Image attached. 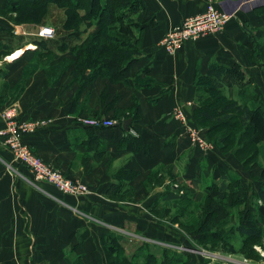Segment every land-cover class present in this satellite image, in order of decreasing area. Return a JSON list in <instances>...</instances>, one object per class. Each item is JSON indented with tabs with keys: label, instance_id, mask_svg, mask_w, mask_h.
Segmentation results:
<instances>
[{
	"label": "crops",
	"instance_id": "crops-1",
	"mask_svg": "<svg viewBox=\"0 0 264 264\" xmlns=\"http://www.w3.org/2000/svg\"><path fill=\"white\" fill-rule=\"evenodd\" d=\"M215 1L233 15L226 27L189 41L171 55L161 46L165 32L185 17L204 11L209 0H145L146 7L135 15L141 24L135 28L134 38L140 54L126 72L129 82L112 83L99 77L84 88L75 105L80 84L68 88L72 70L53 85L44 68L25 77L26 68L40 52L36 41L51 40L38 34L45 25H16L6 18L3 13L8 0H0V31L11 30L14 37L10 48L21 49L19 56L0 59V130L6 124L3 112L15 107L19 119L35 127L25 135V141L43 159L91 189L90 194L75 197L62 194L47 182H33L30 171L14 161L0 137V264H67L75 256H82L88 264H103V233L115 230L123 238L125 249L126 237L146 240L159 236L150 228L145 234L141 216L128 212L124 201L115 200L118 205L112 211L106 193L143 189L148 174L160 162L168 164L175 180L182 170L189 177L182 179L184 182L201 181V175L207 173L219 184L227 177L233 165L215 151L196 145L175 113L183 108L189 124L198 128L194 109L199 105L198 96L206 91L197 81L208 74L212 64L239 63L256 80L258 68L246 54L249 37L244 26L257 29L261 37L264 0ZM85 29L83 26L82 38L97 33L99 27ZM65 53L56 50L55 56L65 57ZM226 83L225 93L237 98L242 87ZM136 105L140 119L132 120L130 130H125L120 119ZM78 112L118 119L120 123L95 129L82 124ZM129 135L138 142L131 141ZM120 168L121 174L135 171L139 177L127 180L123 175L114 176ZM131 221L135 223L133 231L128 229Z\"/></svg>",
	"mask_w": 264,
	"mask_h": 264
},
{
	"label": "trees",
	"instance_id": "trees-1",
	"mask_svg": "<svg viewBox=\"0 0 264 264\" xmlns=\"http://www.w3.org/2000/svg\"><path fill=\"white\" fill-rule=\"evenodd\" d=\"M51 3L64 8L65 19L61 29L65 34L59 36V39L54 40L52 43L38 39L36 41L38 48H40L38 54L53 56L58 50L73 53L75 59L67 60L65 58L62 63L53 66V72L51 69L47 71L50 85L55 84L60 79L61 74L69 64H74L73 80L75 82L80 81L75 103H77V97L84 88L99 77H106L112 83H128L126 72L136 62L137 56L140 54V49L134 43V38L135 28L140 27L141 24L135 20V15L146 7L145 0H8L4 13L13 14V20L17 24L25 22L42 23ZM94 25L99 27L98 32L82 38V27L86 26L87 29ZM244 29L249 37L247 50L250 57L252 59L254 57L264 58V29L261 35L263 41L256 36L253 28L245 24ZM12 37H14V34L11 30L4 29L0 31V59L10 54L14 49L10 48L9 45ZM6 40L8 44H2ZM65 61H67L65 63L67 65L63 66L62 64ZM258 64L264 74V62H258ZM56 71L58 73H55ZM2 72L0 68V74ZM249 76L239 63L232 66L215 63L211 65L208 74L197 81V84L206 92L198 96L199 105L194 109V118L197 123L208 128L207 134L210 138H213L218 130L226 128L224 130L230 132L227 135L228 137L219 140L224 144L231 140L232 133L235 132L236 128H242L243 126H247L248 138L250 137L253 143L256 144L260 137H264V101L257 105L255 93L249 94L250 78L253 77L252 75ZM226 82L235 83L242 87L237 98L227 97L224 91ZM245 85H247V88L244 87ZM251 103H255L256 106H252ZM128 118H131L133 122L139 121L140 115L137 105L131 108L128 113L124 112V119L120 120L124 121ZM93 128L98 129V127ZM129 139L134 143L139 140L130 135ZM138 146L147 149V146H144L143 143H138ZM137 173L135 171L125 172L120 174V177L123 175L122 177L131 180L136 177ZM262 175H264V170ZM172 177L175 178L174 175ZM262 181L263 186L257 190L256 194L259 199L258 202L264 200V178ZM242 182L241 179L230 178L226 195L229 205H220L208 212L211 217V224L208 227L204 226V230H201V232L203 233L204 242L213 248L222 247L223 250L232 253L236 251L233 243L228 240V235L221 229L226 220H220V216L222 211L230 205L248 204L250 208L247 199L250 194L243 188L244 182ZM208 189H210L209 196L213 200H218L215 193L220 190L219 184L213 183ZM112 194H116L115 191ZM261 206L263 205L261 204ZM250 209H246L244 217L241 216L239 224L235 227V230L245 237L246 242L260 240L264 237V214L258 220L257 217L251 215L252 210ZM212 224H217L220 230L213 231L211 228L209 229ZM122 239L121 235L115 231L103 233L102 245L108 262L110 264H138L134 255L129 256L126 253ZM254 251L256 255L257 251L255 249H252L251 253L253 255ZM152 258V255L148 257L149 260H152ZM180 258V253H175L173 258L175 263L171 264H176ZM67 264L88 263L83 260L82 256H78L74 260L69 259ZM146 264L153 263L147 261Z\"/></svg>",
	"mask_w": 264,
	"mask_h": 264
},
{
	"label": "rangeland",
	"instance_id": "rangeland-1",
	"mask_svg": "<svg viewBox=\"0 0 264 264\" xmlns=\"http://www.w3.org/2000/svg\"><path fill=\"white\" fill-rule=\"evenodd\" d=\"M3 15L10 21L14 22L13 14L3 13ZM64 17V8L59 7L55 3H51L48 6L47 13L45 14L42 23H14L16 25L31 24L39 27L42 25L53 27L56 31V36L49 39L53 42L54 40L56 41L59 39V36L65 34V32L61 29ZM85 32H87V29H85ZM257 32L258 30L255 29L254 33L258 37ZM258 38L263 41L262 36ZM248 43L249 40L247 41L246 47H248ZM30 48L27 49L29 50ZM20 51L21 49L12 50L11 54H8V56L11 58L16 55L19 56L18 54ZM26 53L27 50L25 54ZM65 54L68 55L65 57H59L58 55L42 56L35 53L33 62L26 68L25 77L38 68H44L47 71L51 69L53 72V66L62 63L65 58L67 60L75 59L73 53L68 52ZM246 54L252 65L256 69L258 68L257 71L259 76L256 77V80L254 79V76L250 78L251 85L249 92V94L255 93L258 105L261 101H264V74L262 73V69L259 67L258 62H264V58L254 57V59H252L247 48ZM66 62L67 61H65L62 65H67L65 64ZM73 68L74 64H69L60 77L68 72V70L73 71ZM58 71L55 73H58ZM70 81L71 83L68 85V88L74 83L80 84V81L75 82L73 80L72 73ZM244 87L247 88V85ZM68 88H65L64 90L68 91ZM226 93L227 97L231 98V96L228 95V92ZM75 104L78 105V103ZM251 104L254 107L256 106L255 103ZM78 113V117L89 116L87 112ZM118 114L123 116L121 112ZM118 114L115 115L118 116ZM120 115L118 117H120ZM197 124L198 129L205 136L208 143L205 149L208 148L215 151L214 153L222 157L223 160L226 159L225 161L232 164L233 167L230 171L232 173L228 174L225 179H222L220 184L219 182H216L219 180L213 178L209 173H207L206 176L201 175V181L194 180L193 182L190 180L184 182L182 179L189 178L186 175V172L184 173L181 169L182 171L178 174V177L175 180L172 177V172L168 171V164L160 162V164H158L156 168L148 174L143 183V189L135 191V189L132 188L128 192L120 194H112L113 190L107 191L106 194L108 197L106 195L105 196L110 198L112 201V204H110L112 211L116 210L118 205L115 200L124 201L127 205L126 209L128 212H130L133 216L136 214L141 216L145 226V230H143L145 234H148L146 231L147 228L157 231L160 234L159 236L154 235L155 237L153 239L146 240L145 238H143L144 240H139V238L126 237L124 240L126 253L129 256L134 255L138 264H146L147 261L153 264L175 263L173 258L174 254L177 252L180 253L181 258L176 262V264H264V237L260 240H250L246 242L244 240L245 237L240 234L239 231L235 230V227L239 224L241 216L244 217L246 209L251 208V215L257 217L258 220L261 215L264 214V200H260L259 203V199L256 195L257 190L263 186L262 179L264 178V175L262 174L264 170V137H260L256 144L253 143L250 140V137L248 138L247 126H243L242 128H236L234 130L235 132L232 133L233 136L231 140L225 142L224 145L219 142V140L224 137H228L227 135L230 132L224 130L226 128L218 130L217 134L213 136V138H210L207 134L208 128L199 123ZM214 153L210 154L211 157L214 156ZM107 167L109 171V166ZM182 167L184 168L185 166ZM122 172L123 169L120 168L115 171L114 176L120 175ZM138 177L139 173H137L135 178ZM230 178L241 179L244 182H242L243 188L250 194L247 198L250 208L248 207V204H241L237 206L230 205L222 211L220 216V220H226L224 223L222 222L223 227L221 229L225 231L229 237L228 240L235 246L236 251L234 253L225 251L222 247L213 248L209 244H206L203 239V233L201 232V230H204V226L208 227L211 224V217L208 213L209 211L220 205H229L226 195L228 193L227 186ZM213 183H218L220 186L219 192L215 193L218 200H213L209 196L210 189H208V187ZM261 204L263 206H261ZM113 217L117 219L118 216L115 214ZM113 222L118 223L115 221ZM248 223H250V221H248ZM134 225L135 223L131 221L128 229L133 231L135 227ZM210 228L213 231L220 230L217 224H212L209 229ZM111 231L115 230L111 229ZM245 242L246 244H244ZM252 249L257 251L256 255L255 251L252 255ZM103 252L105 254L104 249ZM151 255L153 258L152 260H149L148 257ZM75 258L76 256L71 257L72 260ZM103 264H110L106 258V254Z\"/></svg>",
	"mask_w": 264,
	"mask_h": 264
},
{
	"label": "built area",
	"instance_id": "built-area-1",
	"mask_svg": "<svg viewBox=\"0 0 264 264\" xmlns=\"http://www.w3.org/2000/svg\"><path fill=\"white\" fill-rule=\"evenodd\" d=\"M232 16L217 1L209 0L204 11L187 16L181 22L171 26L163 35L161 46L168 54L174 55L189 41L222 31ZM38 34L44 39H52L56 36V31L53 27L43 26ZM175 115L184 122L187 134L192 141L205 149L208 144L205 136L197 127L189 124L185 110L179 107ZM2 116L6 124L0 130V137L12 153L14 161L30 171L33 182H47L64 195L81 197L91 193L90 187L85 182L74 179L54 167L25 141V135L33 132L35 127L32 123L20 120L19 112L15 107L4 111ZM80 122L86 126L98 128H111L120 123L118 119L104 116L81 117Z\"/></svg>",
	"mask_w": 264,
	"mask_h": 264
},
{
	"label": "water",
	"instance_id": "water-1",
	"mask_svg": "<svg viewBox=\"0 0 264 264\" xmlns=\"http://www.w3.org/2000/svg\"><path fill=\"white\" fill-rule=\"evenodd\" d=\"M132 124V119L128 118L123 121V127L125 130H130V125Z\"/></svg>",
	"mask_w": 264,
	"mask_h": 264
}]
</instances>
